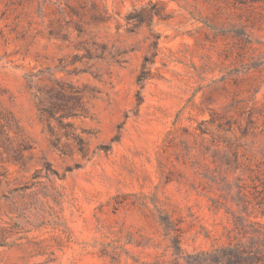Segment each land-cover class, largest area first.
<instances>
[{"label":"rangeland","instance_id":"rangeland-1","mask_svg":"<svg viewBox=\"0 0 264 264\" xmlns=\"http://www.w3.org/2000/svg\"><path fill=\"white\" fill-rule=\"evenodd\" d=\"M262 224L264 0H0V264H224Z\"/></svg>","mask_w":264,"mask_h":264},{"label":"trees","instance_id":"trees-1","mask_svg":"<svg viewBox=\"0 0 264 264\" xmlns=\"http://www.w3.org/2000/svg\"><path fill=\"white\" fill-rule=\"evenodd\" d=\"M146 60L147 57H145L144 61ZM147 74V69L143 65L141 72L137 76V82L140 84L146 78ZM258 238L261 240L262 253H260L261 248L253 250V245L243 247L238 245L234 249H225V253L217 255V261H223L224 264H264V224L254 227L252 230L251 242L253 239Z\"/></svg>","mask_w":264,"mask_h":264}]
</instances>
